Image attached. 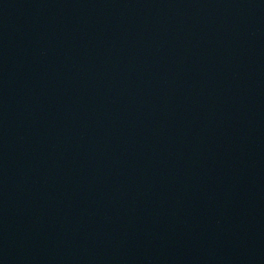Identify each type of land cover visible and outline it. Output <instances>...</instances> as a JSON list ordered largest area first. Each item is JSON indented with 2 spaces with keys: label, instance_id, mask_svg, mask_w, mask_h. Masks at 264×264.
<instances>
[{
  "label": "water",
  "instance_id": "95a60500",
  "mask_svg": "<svg viewBox=\"0 0 264 264\" xmlns=\"http://www.w3.org/2000/svg\"><path fill=\"white\" fill-rule=\"evenodd\" d=\"M0 264H264V0H0Z\"/></svg>",
  "mask_w": 264,
  "mask_h": 264
}]
</instances>
